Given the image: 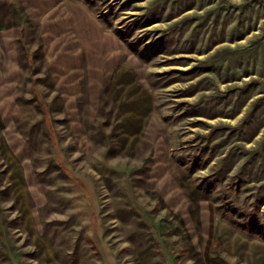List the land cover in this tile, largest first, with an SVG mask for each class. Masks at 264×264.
I'll return each mask as SVG.
<instances>
[{
    "label": "rangeland",
    "instance_id": "rangeland-1",
    "mask_svg": "<svg viewBox=\"0 0 264 264\" xmlns=\"http://www.w3.org/2000/svg\"><path fill=\"white\" fill-rule=\"evenodd\" d=\"M256 213L264 0H0V264H264Z\"/></svg>",
    "mask_w": 264,
    "mask_h": 264
},
{
    "label": "trees",
    "instance_id": "trees-1",
    "mask_svg": "<svg viewBox=\"0 0 264 264\" xmlns=\"http://www.w3.org/2000/svg\"><path fill=\"white\" fill-rule=\"evenodd\" d=\"M199 159L202 160V157H200V155H198ZM210 159V158H209ZM227 159V158H226ZM199 162V161H198ZM200 166L195 167V165H191L190 166V172H195L197 169H199ZM227 173V170L225 168V166H222L220 168H218L217 171H215L214 173L207 175L205 177H202L199 181H198V188L206 191V192H210L215 186H218L219 183H221L224 179H225V175ZM237 178H239V176H233L232 180H236ZM236 185H239L238 182H235ZM260 216V217H258ZM264 226V222H262V217L261 215H259L258 213H256L255 215V222L253 224V226L251 227V231H248L250 234H255L256 230L260 231L262 233V235L264 236V230L262 231L261 229H257L259 227H263ZM243 227L248 230L246 228V226L243 225Z\"/></svg>",
    "mask_w": 264,
    "mask_h": 264
},
{
    "label": "crops",
    "instance_id": "crops-1",
    "mask_svg": "<svg viewBox=\"0 0 264 264\" xmlns=\"http://www.w3.org/2000/svg\"><path fill=\"white\" fill-rule=\"evenodd\" d=\"M63 2H65V6H67V7H70L72 4H75V6H74V9H78V10H80V7L81 8H84L85 9V7L84 6H81L80 4H78L79 2H69V1H63ZM61 6V5H60ZM66 8V7H65ZM86 10V9H85ZM89 15V14H88ZM94 21H95V17H91L90 19H89V23H93L94 24Z\"/></svg>",
    "mask_w": 264,
    "mask_h": 264
}]
</instances>
